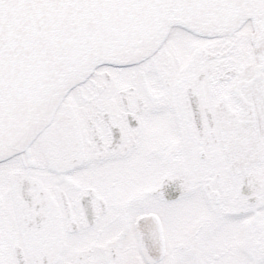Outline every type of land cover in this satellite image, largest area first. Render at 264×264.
Masks as SVG:
<instances>
[{"label": "snow or ice", "instance_id": "1", "mask_svg": "<svg viewBox=\"0 0 264 264\" xmlns=\"http://www.w3.org/2000/svg\"><path fill=\"white\" fill-rule=\"evenodd\" d=\"M0 264H264V0H0Z\"/></svg>", "mask_w": 264, "mask_h": 264}]
</instances>
